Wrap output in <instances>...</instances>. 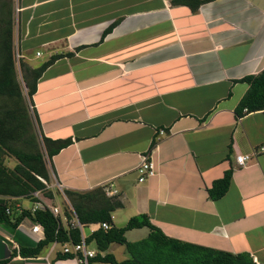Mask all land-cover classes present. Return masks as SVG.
Returning a JSON list of instances; mask_svg holds the SVG:
<instances>
[{"label":"crops","instance_id":"obj_1","mask_svg":"<svg viewBox=\"0 0 264 264\" xmlns=\"http://www.w3.org/2000/svg\"><path fill=\"white\" fill-rule=\"evenodd\" d=\"M174 1L0 0V46L17 43L24 69L63 56L31 98L41 135L71 140L51 158L47 188L66 200L63 190L103 187L122 204L115 226L146 215L168 238L264 264V111L234 114L248 89L238 81L264 70V0H201L195 10L197 0ZM146 154L153 176L140 183ZM238 156L250 160L238 166ZM229 170L227 192L211 200ZM35 197L16 206H53ZM33 225L0 224L2 264H81L57 260V243L34 258L14 253L41 239ZM133 233L149 230L127 241ZM115 246L107 252L123 260Z\"/></svg>","mask_w":264,"mask_h":264},{"label":"trees","instance_id":"obj_2","mask_svg":"<svg viewBox=\"0 0 264 264\" xmlns=\"http://www.w3.org/2000/svg\"><path fill=\"white\" fill-rule=\"evenodd\" d=\"M206 1L197 0L195 4L191 3L190 8L195 10ZM173 3L188 4V0H178ZM12 53L11 43L0 46V54H2L0 60V224H8L14 229L18 222L27 218L31 223L40 225L43 230L42 237L35 246L20 247L14 252L23 258H34L53 243L62 247L66 243L75 244L80 240L78 229L65 227L61 219L53 216L48 209L36 210L32 213L31 209L16 206L18 199L35 202L34 194L37 192L51 200L60 193L58 190H54L53 193L47 188L48 167L41 149L50 166L51 158L68 147L71 140L53 141L39 133L42 143L40 147L33 130L32 117H34L35 125L38 124V120L35 112L32 111V115L29 114L28 107H32L31 98L35 93L38 78L63 56L52 57L36 70L23 68L22 81L27 88L28 98V102L25 103L16 80ZM238 83L246 84L248 89L234 110L236 118L264 111V70L257 75L246 76ZM155 144L152 142L150 147L153 148ZM6 156L13 157L17 161L12 169L4 165ZM231 174L230 170L226 171L223 178L213 182L208 190L211 200H218L224 196ZM38 178L44 180L46 184ZM63 194L66 197V204L64 208H61L64 218L70 220L75 215L83 231L85 228H94L93 233L86 237V243L89 247L94 246L96 255L88 259L87 264H260L248 253L233 255L168 238L150 223L146 215L132 217L122 227L115 226L112 219L113 213L121 208L122 204L115 196H106L103 187L85 193L63 190ZM102 223L108 224L109 228L103 230L100 227ZM141 228L149 230L144 239L133 242L126 240L124 236L126 232ZM112 245L123 247L125 255L123 260H117L114 255L107 252ZM101 253L104 255L101 256ZM55 258L57 260L79 259L72 254L62 252L57 253Z\"/></svg>","mask_w":264,"mask_h":264},{"label":"built area","instance_id":"obj_3","mask_svg":"<svg viewBox=\"0 0 264 264\" xmlns=\"http://www.w3.org/2000/svg\"><path fill=\"white\" fill-rule=\"evenodd\" d=\"M36 56L39 57L40 53H36ZM15 58L17 59V61ZM14 61H16L17 63H19V61H21V55L19 53H17V51H16V55H14ZM158 134L160 136H162L164 134V132L160 131ZM260 150L264 151V148H261ZM235 160H236V163L238 166H244V164L250 160V156H238L235 158ZM141 161H142L141 164L137 168V173L139 175L138 182H140V183L145 181L147 178L153 176V168H152V164L150 162L149 154L142 156ZM38 179L42 183L46 184L45 181L42 180L41 178H38ZM38 194H39V192L35 193L34 196H38ZM44 209H48L52 213L53 216L59 217L61 219V222L63 223V225L65 227L70 228V229H78L80 231L79 242L75 243V244H72V243L64 244L61 248V252L63 254H72L75 257L79 258L78 261L80 263L87 264V260L90 258H93L96 255V253L94 250L90 249V247L86 243V237L83 234L82 226L78 222L76 216L73 215L70 220H66L63 216V213H62L60 207L47 206V205H44L40 202H36L31 207V212L33 213L36 210H44ZM100 227L103 230H107L109 228L108 224H106V223H102L100 225ZM93 231H94V228H90L89 233H93ZM42 232H43V230H42L41 226L38 224H34L30 230V234H32V235H37V234L42 235ZM13 248L18 250V247L14 244H13Z\"/></svg>","mask_w":264,"mask_h":264},{"label":"rangeland","instance_id":"obj_4","mask_svg":"<svg viewBox=\"0 0 264 264\" xmlns=\"http://www.w3.org/2000/svg\"><path fill=\"white\" fill-rule=\"evenodd\" d=\"M17 51V53H19V54H21V52H20V47H19V45L17 44V43H15L14 41H12V51H13V55H16V51ZM22 55V54H21ZM16 59V58H15ZM16 61H17V59H16ZM15 61V64H14V69H15V75H16V80H17V83H18V85H19V87H20V90H21V93H22V96H23V98H24V101H25V103H27L28 102V98H27V95H26V93H27V88H26V86H25V84H24V82L22 81V75H23V73H24V70H23V65L21 64V61H19V63H17ZM28 112H29V114H31L32 115V110H31V108L30 107H28ZM32 123H33V130H34V132H35V136H36V141L38 142V145L41 147L42 146V143H41V140H40V131L38 130V126L37 125H35V121H34V117H32ZM37 126V127H36ZM40 133V134H39ZM41 152L43 153V155H44V157H43V159H44V161H45V163H46V165H47V167L49 168V164H48V160H47V157L45 156V153H44V151L41 149ZM17 164V161L15 160V158H13V157H10V156H6L5 158H4V165L7 167V168H10V169H12L15 165ZM50 190H55V191H57V188L55 187V188H51ZM66 200L64 199V197H62L61 195H60V193L59 194H57V195H55V197H54V199L51 201V202H49V204H52L53 206H60L61 208H64V206H65V204H66V202H65ZM23 203V205H25V206H29L30 205V202H28V201H23L22 202ZM116 219H118V218H116ZM88 232H89V229L88 228H85L84 229V233L85 234H88ZM142 232H144V231H142ZM32 235V234H31ZM34 236V238L35 239H39V238H41V234H37V235H33ZM33 238V239H34ZM34 239V240H35ZM128 242H133V241H135L136 239H138V236L137 235H135V233H133L131 236H128ZM117 248H123V247H120V246H115V249H117ZM58 249V248H57ZM49 251V249L46 251V252H48ZM124 252V251H123ZM117 257H118V259H119V257H120V254H118L117 255Z\"/></svg>","mask_w":264,"mask_h":264}]
</instances>
